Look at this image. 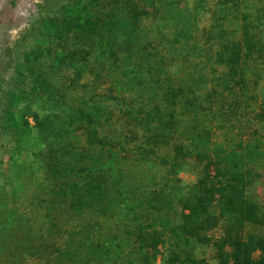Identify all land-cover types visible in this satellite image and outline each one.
<instances>
[{"label": "trees", "instance_id": "obj_1", "mask_svg": "<svg viewBox=\"0 0 264 264\" xmlns=\"http://www.w3.org/2000/svg\"><path fill=\"white\" fill-rule=\"evenodd\" d=\"M41 30L8 101L0 264H264V0H73Z\"/></svg>", "mask_w": 264, "mask_h": 264}, {"label": "rangeland", "instance_id": "obj_2", "mask_svg": "<svg viewBox=\"0 0 264 264\" xmlns=\"http://www.w3.org/2000/svg\"><path fill=\"white\" fill-rule=\"evenodd\" d=\"M72 1L0 0V186L3 184L2 174L6 172L8 157L13 147L12 138L5 129L9 96L23 86L22 80L15 75V67L24 61V55L31 51L35 42L41 38L42 21L59 16L61 6ZM52 50V44L49 43V51L41 59L38 67L50 82L69 86L74 75L65 67L57 69L52 66ZM82 81L78 83L81 85ZM19 108L28 116L36 114L40 117L46 113L30 101L20 103ZM199 176V168L189 162L179 174L183 191H186ZM250 194L264 206V178L252 187ZM204 253L207 255L209 252Z\"/></svg>", "mask_w": 264, "mask_h": 264}]
</instances>
